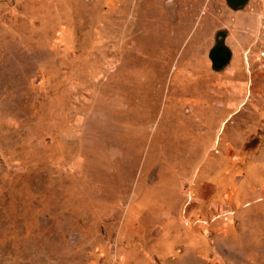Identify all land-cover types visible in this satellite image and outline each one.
Here are the masks:
<instances>
[{
	"label": "rangeland",
	"instance_id": "rangeland-1",
	"mask_svg": "<svg viewBox=\"0 0 264 264\" xmlns=\"http://www.w3.org/2000/svg\"><path fill=\"white\" fill-rule=\"evenodd\" d=\"M0 264H264V0H0Z\"/></svg>",
	"mask_w": 264,
	"mask_h": 264
},
{
	"label": "water",
	"instance_id": "water-1",
	"mask_svg": "<svg viewBox=\"0 0 264 264\" xmlns=\"http://www.w3.org/2000/svg\"><path fill=\"white\" fill-rule=\"evenodd\" d=\"M211 57L217 64H220L221 62H226L228 60V54L227 51L224 50L220 45L215 46L211 51Z\"/></svg>",
	"mask_w": 264,
	"mask_h": 264
}]
</instances>
